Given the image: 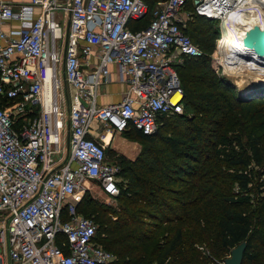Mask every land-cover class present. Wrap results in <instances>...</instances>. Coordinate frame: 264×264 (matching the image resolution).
I'll list each match as a JSON object with an SVG mask.
<instances>
[{"label": "built area", "instance_id": "1", "mask_svg": "<svg viewBox=\"0 0 264 264\" xmlns=\"http://www.w3.org/2000/svg\"><path fill=\"white\" fill-rule=\"evenodd\" d=\"M246 3L161 0L147 25L132 30L148 13L144 0H0V264L114 260L98 245L93 219L77 212L85 183L116 197L121 167L106 153L112 132L152 135L161 118L183 114L176 66L201 55L187 19L203 16L219 32L244 26L240 9L258 10ZM12 21L18 26L4 31ZM111 67L124 90L101 105Z\"/></svg>", "mask_w": 264, "mask_h": 264}, {"label": "trees", "instance_id": "2", "mask_svg": "<svg viewBox=\"0 0 264 264\" xmlns=\"http://www.w3.org/2000/svg\"><path fill=\"white\" fill-rule=\"evenodd\" d=\"M143 19L129 27L144 28L148 22L142 26ZM190 25L185 28L188 36ZM211 34L216 40L219 33ZM207 40L197 38L202 45ZM195 60L202 63L176 67L183 107L191 109V116L163 117L152 135L128 131L147 142L158 140L174 147L172 164L155 169L145 161L126 165L139 190L119 187L114 197L120 203L118 210L92 200L77 204L78 213L99 223L96 241L113 254L110 264H210L199 246L218 255L242 242L246 246L241 264H256L260 255L252 244L261 235L258 225L264 216V115L253 109L255 101L264 106V85L251 94L237 95L213 72L215 65L208 56ZM255 115L263 120L256 121ZM117 163L124 171L123 163ZM253 166L261 169L256 183ZM234 185L239 193L254 187L259 195L257 209L249 210L242 198L235 200Z\"/></svg>", "mask_w": 264, "mask_h": 264}, {"label": "rangeland", "instance_id": "3", "mask_svg": "<svg viewBox=\"0 0 264 264\" xmlns=\"http://www.w3.org/2000/svg\"><path fill=\"white\" fill-rule=\"evenodd\" d=\"M148 3V13L145 16V18L142 21V26H144L150 19L151 14L156 8V0H146ZM161 1V0H159ZM250 3H246L244 6H249ZM186 10H190V2L185 7ZM241 10V9H240ZM253 10H250L249 13H251ZM258 11V10H257ZM254 14V13H253ZM256 14V13H255ZM244 15V13L242 14ZM252 16V13H251ZM251 18V17H250ZM229 22L232 21V19H227ZM231 20V21H230ZM246 20H244V23ZM141 24L139 25L140 27ZM191 24V25H190ZM190 25V32L189 36L192 39V42L198 47V49L201 52L202 56H208L209 61L212 65H215L213 67V72L218 76L223 82H228L230 86L232 87V91H235L237 95L242 94L245 92V94H251L252 91H256L259 86L264 85V68L257 63L256 61L252 62L249 61L252 58L243 52V50L236 44L227 41L222 36V31L219 32V26L218 23L215 21H210L209 19L203 17V16H195L194 14L190 16V18L187 19L185 23V28L188 29ZM243 26V25H241ZM193 28H198L197 31L193 32ZM233 27H231L232 30ZM243 30L245 32H249L251 30V27L249 25H245L243 27ZM206 31L207 33H203ZM212 32L218 36L217 40L212 39L211 36ZM191 33L194 37L191 36ZM196 36V37H195ZM213 36V35H212ZM198 39L207 38V42H203L204 44H200L197 42ZM232 39V37H230ZM223 42H222V40ZM232 43L238 48V51L233 47L225 44ZM219 50V51H218ZM227 51V52H225ZM236 53H235V52ZM219 52L221 54H219ZM241 53V57H239L237 54ZM236 56V57H235ZM197 58V59H198ZM196 58L192 59L193 61H187L179 63L176 67L180 68L184 65H191L194 64V66H198L199 63H202V61L199 62V60H195ZM199 62V63H198ZM245 69V70H252V74L255 75L254 80L252 82L250 81L247 86H244V88L240 85V82H242L243 79L248 82L250 80V75H247L249 72H237L238 69ZM234 93V92H233ZM244 94V95H245ZM257 102L254 106L255 108L253 110L258 109L262 111L264 115V106H262V101H255ZM251 110V111H253ZM191 109L183 107V114L187 118L191 116ZM251 114H253L251 112ZM264 117V116H263ZM262 117V118H263ZM261 118V117H260ZM254 119L258 122H261L263 119H259L257 115L254 116ZM113 137H115L114 144L112 147L107 149V158L110 161L115 162H122L124 166V171L119 172L118 182L120 188L130 187L133 191L139 190V188L133 186L132 181V174L129 171L126 165H130L134 162L139 161H145L146 164H148L151 168L155 169V167L161 168L162 165L165 166L168 162L169 164H172V160L175 159V154L177 150L174 147L166 146L162 143H159L158 140H155L153 142H147L143 139H141L137 134L128 132V133H114L112 132ZM159 158L162 159V161L159 162ZM254 167V166H253ZM254 183L257 182V174L261 169H258L257 167H254ZM84 191L80 194V199L78 203H80L82 200L87 202L88 200L95 201L99 204H102L103 206H110L111 208L118 210L120 207V203L115 200L114 198L107 197L103 195L97 188L96 184L94 182H86ZM232 194H237L238 197H235V200H239L242 198V201L248 206L249 210L257 209L256 204L257 200L259 198V195L255 193L254 187H251V191L249 193H239V189L236 185H234L233 189L231 190ZM239 193V194H238ZM240 196V197H239ZM241 201V200H240ZM77 203V204H78ZM263 216V215H262ZM253 219H255V215L252 216ZM93 219V218H92ZM262 220L261 223L258 225V229L261 231L258 234H261L258 236V241L256 243L252 244V247L255 249H260V255L257 257L256 264H264V216L260 218ZM94 223L96 224V229L99 228V223H96L93 219ZM166 226H163V232L165 231ZM240 244L244 245V250L246 246V242H242ZM99 245V244H98ZM239 245V244H238ZM103 249H105L102 245H100ZM198 249L202 251L206 256L210 258V264H224L225 260L230 256L231 250L233 249H224L222 250L221 254H212L204 245L199 246ZM106 250V249H105Z\"/></svg>", "mask_w": 264, "mask_h": 264}, {"label": "bare ground", "instance_id": "4", "mask_svg": "<svg viewBox=\"0 0 264 264\" xmlns=\"http://www.w3.org/2000/svg\"><path fill=\"white\" fill-rule=\"evenodd\" d=\"M251 5L256 6L258 8V11H252V16L251 13H247L246 11H239L238 13L242 15L244 13L245 17V25H249L251 27V30L249 32H245L243 30L244 26H238V27H233L232 30L231 28H225L223 27L222 31V36L227 39V41L234 43L235 45L237 44L244 53L249 55L252 59L249 61H256L259 63L263 68H264V54L260 53L257 49V39L259 34L264 32V0H248ZM245 4H242L241 6H244ZM239 6V7H241ZM253 10V9H250ZM233 13L237 14L236 11L233 10ZM254 13V14H253ZM256 13V14H255ZM251 17V18H250ZM229 19H232L231 16ZM231 21V20H230ZM229 22V20H228ZM232 37V39L230 38ZM227 52V51H225ZM235 52V51H234ZM236 53V52H235ZM241 53H238L237 55L241 57ZM242 58V57H241ZM244 71L249 72L247 75H250V80L246 82L245 79L240 82V85L244 88V86H247V84L252 80H254L255 75L252 74V70H245L239 68L237 72ZM52 92L49 90L48 86H46L45 90V98L46 100L49 99L50 95ZM178 94H174L172 96V101L175 102L179 99Z\"/></svg>", "mask_w": 264, "mask_h": 264}, {"label": "crops", "instance_id": "5", "mask_svg": "<svg viewBox=\"0 0 264 264\" xmlns=\"http://www.w3.org/2000/svg\"><path fill=\"white\" fill-rule=\"evenodd\" d=\"M4 1H7L9 3L16 5V4L25 2V1L27 2L28 0H4ZM61 1L62 3H66L68 0H61ZM37 13H38V8H35L33 11V15ZM17 26H18L17 22L12 21V22L3 24L2 29L8 32L11 27H17ZM90 62L94 63L96 62V60L92 58ZM111 71L112 72L110 74V79H111L110 83L103 85L99 91L100 94L98 97V103L101 105L112 103V102H118L121 99V94H122V91L124 90L123 85L115 82L114 67H111ZM94 134L95 132L92 133V135ZM109 137H110V134L106 136L105 140H108ZM114 141H115V137L111 135L108 145L106 147V153H107V149L109 147L110 148L112 147V145L114 144Z\"/></svg>", "mask_w": 264, "mask_h": 264}, {"label": "water", "instance_id": "6", "mask_svg": "<svg viewBox=\"0 0 264 264\" xmlns=\"http://www.w3.org/2000/svg\"><path fill=\"white\" fill-rule=\"evenodd\" d=\"M256 46L258 48L257 50L260 53L264 54V32L259 34ZM244 94H245V92H243L240 95H244ZM243 251H244V245L243 244H239L236 247H234L231 250L230 256L225 260L224 264H241Z\"/></svg>", "mask_w": 264, "mask_h": 264}]
</instances>
